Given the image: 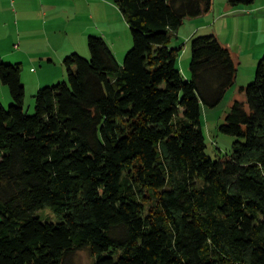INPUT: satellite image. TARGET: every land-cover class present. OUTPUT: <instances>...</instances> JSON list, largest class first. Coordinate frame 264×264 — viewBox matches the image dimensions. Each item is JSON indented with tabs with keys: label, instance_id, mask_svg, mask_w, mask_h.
Returning a JSON list of instances; mask_svg holds the SVG:
<instances>
[{
	"label": "trees",
	"instance_id": "16d2710c",
	"mask_svg": "<svg viewBox=\"0 0 264 264\" xmlns=\"http://www.w3.org/2000/svg\"><path fill=\"white\" fill-rule=\"evenodd\" d=\"M112 2L133 35L123 65L91 34V57L67 55L35 113L20 63L0 61L14 99L0 101V264H76L82 249L92 264H264V59L219 126L237 139L214 159L202 105L224 99L238 67L217 35L193 36L186 79L172 43L214 0ZM47 207L59 221L37 214Z\"/></svg>",
	"mask_w": 264,
	"mask_h": 264
},
{
	"label": "crops",
	"instance_id": "0c3cea01",
	"mask_svg": "<svg viewBox=\"0 0 264 264\" xmlns=\"http://www.w3.org/2000/svg\"><path fill=\"white\" fill-rule=\"evenodd\" d=\"M107 6L117 13L112 0H0V61L20 63L26 87L25 104L28 88L34 97L37 89L67 79V55L79 52L90 56L88 38L95 34L91 28L100 31L111 44L112 30L91 25V20L100 23L99 17L105 15ZM186 20L191 24L187 38L201 31L217 35L230 48L238 73L248 63L253 74L264 55V0L237 7L227 0H214L210 12ZM178 33L179 30L174 37L179 38ZM38 39L45 44L37 45ZM0 101H14L1 78Z\"/></svg>",
	"mask_w": 264,
	"mask_h": 264
},
{
	"label": "rangeland",
	"instance_id": "374dc122",
	"mask_svg": "<svg viewBox=\"0 0 264 264\" xmlns=\"http://www.w3.org/2000/svg\"><path fill=\"white\" fill-rule=\"evenodd\" d=\"M61 1L64 2L65 0H61ZM219 1L223 2V0H218V2ZM117 8L118 11L116 13L115 9L111 7L109 8L107 6L105 15L103 14L100 15V17L98 16L99 18H101L100 23L98 21L95 22L94 20H91V25H95V27H97L96 25H98V27L100 26L101 28L108 29L109 31L112 30L111 32L114 37V40H112L111 44L110 43L109 44L112 45V49L117 57L118 62L120 63V65H123L127 52L133 47V35L130 25L127 22V19L125 18L121 9L118 6ZM190 25L191 24L189 23V21L186 20V23L179 29V33H178L179 38L174 37V40L172 42L173 45L175 46L178 47L182 46L179 55V67L181 69H184L185 72H183L182 70L181 71L186 79H191L192 76L190 64L192 60L193 38H187L188 34L190 33L189 32L191 28ZM91 31L95 33L94 35H100L105 38V36L102 33H100V31H98L97 29L91 28ZM90 34L91 33H89L88 35ZM204 34H208V33L201 31L196 36L204 35ZM240 34L243 33L241 32ZM240 38H242V36H240ZM243 43L244 45H246L245 41ZM36 44L41 45V44H45V42L41 39H38L36 41ZM263 59H264V55L258 60L257 65ZM6 63H10V62L6 61ZM12 63H16V62H12ZM66 72L68 76V70ZM186 73L189 75V77L187 76ZM256 73H257V66L252 74V70L249 64L245 63L241 68V72H239L237 75L236 83L227 91L224 99L217 106L209 107L205 104L202 105V128L207 138V143H208L207 152L212 158L217 159L220 154H224L232 149L233 143L237 139V137L221 131L219 126L225 122L226 117L228 113L231 111L232 105L235 102V100L237 99L242 101L247 100L246 93L242 92L240 90V87L242 85L246 86L252 83L256 79ZM64 79L65 78H63L60 81H63ZM36 92H38V89L36 90ZM32 93H33L32 90L28 88L26 109L31 114L35 113V109H36V98L35 96L34 97L32 96L33 95ZM11 104L12 103L7 102L4 105L5 107H9ZM37 214L45 220H51L55 222L60 220L57 213L49 207L38 210ZM74 260L76 264H92L93 256L89 249H82L75 253Z\"/></svg>",
	"mask_w": 264,
	"mask_h": 264
}]
</instances>
